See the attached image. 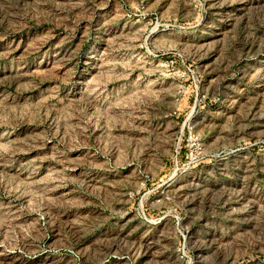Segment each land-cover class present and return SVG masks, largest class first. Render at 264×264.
<instances>
[{
  "label": "rangeland",
  "instance_id": "374dc122",
  "mask_svg": "<svg viewBox=\"0 0 264 264\" xmlns=\"http://www.w3.org/2000/svg\"><path fill=\"white\" fill-rule=\"evenodd\" d=\"M0 264H264V0H0Z\"/></svg>",
  "mask_w": 264,
  "mask_h": 264
}]
</instances>
